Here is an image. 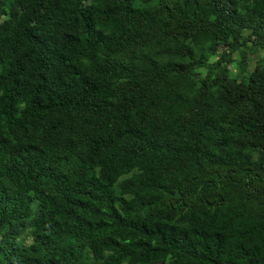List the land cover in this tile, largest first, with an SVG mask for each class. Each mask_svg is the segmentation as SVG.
<instances>
[{
  "label": "trees",
  "instance_id": "1",
  "mask_svg": "<svg viewBox=\"0 0 264 264\" xmlns=\"http://www.w3.org/2000/svg\"><path fill=\"white\" fill-rule=\"evenodd\" d=\"M263 48L264 0H0V264H264Z\"/></svg>",
  "mask_w": 264,
  "mask_h": 264
},
{
  "label": "rangeland",
  "instance_id": "2",
  "mask_svg": "<svg viewBox=\"0 0 264 264\" xmlns=\"http://www.w3.org/2000/svg\"><path fill=\"white\" fill-rule=\"evenodd\" d=\"M247 67L244 69V71H247V69H253L254 66L258 64V62H264V48L261 50H258L256 52H248L247 54ZM232 62H226V56L225 60L222 61V63L226 64L228 68L231 70V75L236 76L237 74H240L243 68L240 67L239 61L241 60V54L239 52L233 53L231 55ZM202 71L201 68L198 69V76H193L192 86L194 87V83L196 84L198 82V77L200 76V72ZM24 237L27 240H30L29 231L26 230L24 233Z\"/></svg>",
  "mask_w": 264,
  "mask_h": 264
}]
</instances>
